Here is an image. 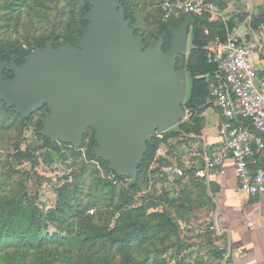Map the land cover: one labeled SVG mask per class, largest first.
Here are the masks:
<instances>
[{
	"label": "rangeland",
	"instance_id": "obj_1",
	"mask_svg": "<svg viewBox=\"0 0 264 264\" xmlns=\"http://www.w3.org/2000/svg\"><path fill=\"white\" fill-rule=\"evenodd\" d=\"M124 1L147 44L161 34L167 47L171 34L162 23L170 19L162 9L163 0ZM216 2L222 6V0ZM82 19L83 0H0V43L17 41L30 52L38 41L74 44L83 28ZM208 19L221 21L209 14ZM190 39L191 27L187 51L178 61L187 79L183 107L192 79ZM210 104L206 98L203 105ZM12 107H5L0 100L2 220L14 205L29 206L31 202L42 219L41 231L61 235L67 240L65 248L74 249L79 256L72 264H101L103 256L113 264H221L213 251L222 246V236L208 220L215 209L212 192L206 179L197 175L200 163L197 166V157L188 145L201 131L185 129L198 110L184 108V116L163 130H174L175 135L160 144L144 166L138 187L129 189L127 183L109 177L108 165L107 169L97 156L87 153L92 127L87 128L78 148L50 140L56 143L53 147L44 143L39 132L44 110L23 118ZM173 167H180L182 174ZM19 216L20 229L26 227L28 217ZM138 223L146 225L148 233L134 230L133 238L126 241L128 231ZM14 245L6 237L1 239L0 264H10L20 256L13 254ZM39 251L38 247L26 249L24 263L36 264L33 254ZM93 252L96 258L89 256Z\"/></svg>",
	"mask_w": 264,
	"mask_h": 264
},
{
	"label": "water",
	"instance_id": "obj_2",
	"mask_svg": "<svg viewBox=\"0 0 264 264\" xmlns=\"http://www.w3.org/2000/svg\"><path fill=\"white\" fill-rule=\"evenodd\" d=\"M86 24L74 44L45 42L0 71V100L22 117L46 106L39 132L78 148L94 129V154L119 176L136 179L146 141L184 116L185 69L192 14L169 26L163 38L145 45L125 17L121 0H87ZM1 62V60H0Z\"/></svg>",
	"mask_w": 264,
	"mask_h": 264
},
{
	"label": "built area",
	"instance_id": "obj_3",
	"mask_svg": "<svg viewBox=\"0 0 264 264\" xmlns=\"http://www.w3.org/2000/svg\"><path fill=\"white\" fill-rule=\"evenodd\" d=\"M162 9L168 17L176 18L207 13L225 24V37L215 35L204 46L207 60L215 69L202 75L207 80V100L217 111L216 127L222 147L206 153L201 136L193 135L188 140L191 154L201 161L197 175L205 178L210 170L222 164L227 153L232 159L239 189L248 195L264 197V74L258 75L251 61L255 49L264 51V24L259 26L256 42L250 44L237 39L236 30L227 26L221 9L212 0H163ZM245 119L247 122L242 123ZM254 153L263 158L255 168L250 164ZM172 170L182 174L180 167ZM116 175L109 171L114 181H130L129 176L120 179ZM222 219L216 208L208 217L210 226L217 232Z\"/></svg>",
	"mask_w": 264,
	"mask_h": 264
},
{
	"label": "trees",
	"instance_id": "obj_4",
	"mask_svg": "<svg viewBox=\"0 0 264 264\" xmlns=\"http://www.w3.org/2000/svg\"><path fill=\"white\" fill-rule=\"evenodd\" d=\"M212 1H214L217 5H219L216 2V0H212ZM121 2L124 7L125 17L129 19V26L134 29L135 34L141 36L140 34H138L136 28L133 25L135 21V17L132 9L124 0H121ZM83 7H84V15H85V13L89 9V4L87 0H83ZM263 15L264 13L252 19L251 22L252 27L256 28V26L260 23V21H263L262 24H264ZM183 17L184 15H181L178 18L170 16L169 17L170 21L162 23V26L165 29V31L169 33V26H175L179 24L182 21ZM82 21L84 28L86 24V20L82 19ZM226 24L229 28L233 27V22L231 20H228ZM190 27H191L190 43L192 46V55H191L192 58H190V69H191L192 79L187 91L186 99L184 101V108L188 107L189 109H192L194 111L198 110L197 111L198 114L196 112L194 115H192V123L185 124L187 125L185 129L186 131H194L198 133L203 124V118L200 115V112L205 107L203 103L206 101V98L208 97V85H207V80L204 76H196V75H203L205 73H212L214 71L215 65L211 62H208L206 57V50L204 49V46L210 38L214 37L217 34H219L222 38H224L226 35V30H225V24L222 21H210L208 19V14L206 13L201 15L192 14ZM205 29L208 30V33L204 32ZM161 36L163 38L162 49L166 50L169 46V41L167 42V47H166L165 46L166 41L163 35ZM141 37L145 45H150L147 44L143 36ZM51 39L53 41L55 40V37H52ZM57 44L58 43L55 41L52 42L53 46ZM44 45H45L44 41H38L36 45L33 46V49L36 47H43ZM30 51L31 50H28L27 48L21 46L17 41L0 43V60L2 62H7L13 59L15 64L20 65L21 63L24 62L25 56H27L30 53ZM183 57H184L183 55H179L177 58L176 66L178 68L181 67L178 64V61ZM4 72L6 74H9V71L7 70H4ZM3 105L5 107H8L4 104V102ZM45 108L46 106H43L40 109L45 110ZM33 113H31L27 117H30ZM27 117H23V118H27ZM246 122H247L246 119L242 120V123H246ZM86 134H87V130L83 134L82 140ZM159 134L160 135H158V132H156L155 135H153L151 138H149L146 141V151L144 152L142 160L138 165L136 179L133 181L130 178V181L127 183V187L129 189L130 188L135 189L138 187L139 182L143 175L144 166L147 167L149 161L151 160L150 158L154 156L160 144L166 142L169 136L175 135V131L170 129L167 131H163L162 133ZM42 137L44 139L45 144H48L53 147L56 145V143L55 142L52 143L49 138L44 136ZM94 145H95L94 130L92 129V133L90 136V144L87 148V153L92 157H96L92 149ZM96 158L98 159L100 164L104 165L108 169L107 162L105 160L98 157ZM108 170L110 171L111 169ZM116 177L120 179L124 178V176H119V175L118 176L116 175ZM19 213H22L23 215L28 217V223L26 227H22L20 229L19 227L21 223H20ZM38 216H39L38 209L31 202L29 203V206H26L24 204L14 205L9 215L4 220H2L3 216H0V241L1 239L6 237L8 242L15 244L13 247L14 250L16 251L13 252L15 257L20 255L17 259H15L14 262H11L10 264H26L24 263L25 256L27 255L26 249L28 250L33 248L35 249V247H38L40 249L37 255L35 254V252L33 254L35 256L36 264H56L57 262L58 263L62 262L63 264H72L79 256L75 254L74 249L65 248L66 245L65 241L67 240L61 237V235H55V233L47 234L42 232L41 231L42 219H40ZM133 226H134L133 229L129 230L125 237L126 241H129L133 238L132 232L134 230H136L140 234L148 233V227L144 224L138 223V224H134ZM213 252H214L213 255L216 258H220L222 256L221 253L222 249H220L219 247H215ZM93 254L94 252L89 253V256H92ZM94 257L96 258L97 255L94 254ZM101 264H113V262L111 259L106 260L105 257L103 256Z\"/></svg>",
	"mask_w": 264,
	"mask_h": 264
},
{
	"label": "crops",
	"instance_id": "obj_5",
	"mask_svg": "<svg viewBox=\"0 0 264 264\" xmlns=\"http://www.w3.org/2000/svg\"><path fill=\"white\" fill-rule=\"evenodd\" d=\"M222 14L233 22L237 39L253 44L260 23L252 27V19L264 13V0H222ZM264 17V15H263ZM221 37V36H220ZM251 61L258 75L264 74V51L255 49ZM200 115V129L204 152L211 153L222 147L217 134V111L213 104L204 107ZM196 160L197 166L201 161ZM263 158L254 153L251 166L255 168ZM199 167V166H198ZM211 190L215 208L222 214L219 233L222 236L221 264H264V197L248 195L238 187L232 159L225 154L222 164L210 170L205 177Z\"/></svg>",
	"mask_w": 264,
	"mask_h": 264
},
{
	"label": "flooded vegetation",
	"instance_id": "obj_6",
	"mask_svg": "<svg viewBox=\"0 0 264 264\" xmlns=\"http://www.w3.org/2000/svg\"><path fill=\"white\" fill-rule=\"evenodd\" d=\"M5 63L6 62H2V61L0 62V71L3 74L4 79L9 80V79H12L14 72L12 70L8 69ZM4 70L9 71V74H6L4 72Z\"/></svg>",
	"mask_w": 264,
	"mask_h": 264
}]
</instances>
